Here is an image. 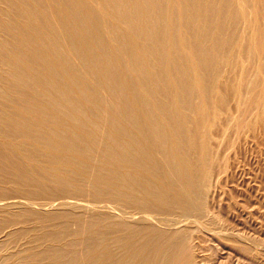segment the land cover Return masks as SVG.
<instances>
[{"label": "bare ground", "instance_id": "bare-ground-1", "mask_svg": "<svg viewBox=\"0 0 264 264\" xmlns=\"http://www.w3.org/2000/svg\"><path fill=\"white\" fill-rule=\"evenodd\" d=\"M261 130L264 0H0V264H264Z\"/></svg>", "mask_w": 264, "mask_h": 264}, {"label": "rangeland", "instance_id": "rangeland-1", "mask_svg": "<svg viewBox=\"0 0 264 264\" xmlns=\"http://www.w3.org/2000/svg\"><path fill=\"white\" fill-rule=\"evenodd\" d=\"M262 132H263L262 130H261V132L259 131L258 136H261V135L264 136V133H262ZM259 134H261V135H259ZM239 144L237 146L238 151L235 152V155L233 153V155L231 156V161H229L226 169L223 171V174H221V176L219 177L220 179L219 178L216 179L217 184L214 183V184H216V186L213 185L214 187H216L215 188L216 190L213 187L212 190H215V192L212 191V193H211V194H213V192H214V194L212 195V199L216 202H219V200L221 201L224 198H226V199H228V202H226L227 200H225V199L223 200L224 202H226V204L231 203V202H236L237 205H238V203L240 204L242 202L244 204V202H245V206L248 204L246 206L247 208L241 204L238 205L239 208L241 210H244L245 213L242 211L237 212L233 209H228L227 207H224L223 211L221 212L225 215V217H224L225 221L223 224L226 223V226L224 225V227H226V228L230 227L232 229H236L239 232L243 233L244 235L251 237L257 241L260 240L259 242L263 243L264 242V222L261 221V223H259L260 220L256 216L258 214L264 212V140H259L258 138L256 139L254 137L253 138L250 137V138H247L246 140L240 141ZM224 172L228 175L226 176V174ZM223 180H224V182H223ZM226 180L228 183L226 182ZM222 182L224 185L222 184ZM223 187L225 189L227 188L226 191L223 190L224 189ZM218 188H220L221 190H218ZM235 191H238V192H235ZM228 193H229V195H228ZM234 193H235V195H233ZM220 194H222V195L224 194L226 196L223 195V197L221 198ZM218 195L221 199H218ZM232 195L235 197H233ZM237 196H241V197L238 198ZM230 197H231V199H230ZM230 200H233V201L230 202ZM249 202H250V206H249ZM252 206H254L256 208H253V210H251ZM257 206H259V207H257ZM225 208H227L228 210H225ZM72 209L74 211L79 210V209H75V208H72ZM231 210L233 212L234 211L235 212L232 213ZM258 210H259V212H258ZM246 211H247V213H246ZM239 212H240V214H238ZM256 213H257V215H255ZM248 215L251 216V220H253L254 227L250 226L249 223H247L248 227H246V229L250 228L254 232H252L249 229V233H248V230L246 233L245 225H244V227L242 225V220L244 219L245 216H248ZM263 215H264V213H263ZM237 221H239V222H237ZM234 222L235 223L237 222V223L235 224ZM237 224H238V228H237V226H234ZM240 224L242 225V227H239ZM242 228H244V229H242ZM243 230H245V231H243ZM255 237H258V239Z\"/></svg>", "mask_w": 264, "mask_h": 264}]
</instances>
